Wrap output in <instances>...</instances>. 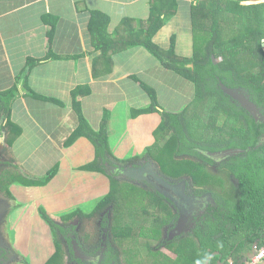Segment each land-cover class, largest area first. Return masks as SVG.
<instances>
[{
    "label": "trees",
    "instance_id": "1",
    "mask_svg": "<svg viewBox=\"0 0 264 264\" xmlns=\"http://www.w3.org/2000/svg\"><path fill=\"white\" fill-rule=\"evenodd\" d=\"M243 1L246 0H197L191 5V15L195 24L202 32H208L209 37L202 49L201 47L195 48V54L190 58L179 56L175 52L174 41L169 49H164L153 40L157 31L173 17L177 10L178 0L153 2L149 19L153 20L152 25L146 29H139L135 34L130 31V38L126 36L124 40L123 38L120 40L123 48L128 46L145 47L163 67L193 81L196 87V95L190 105L180 111L173 112L160 108L154 88L139 83L150 98L149 105L143 111H158L161 114V122L154 131L155 143L149 146L143 154L127 159L116 157L109 144L110 111L104 110L101 127L99 130H94L84 117L81 106V96L90 94V88L79 86L73 93L72 105L78 115L79 124L64 145L73 144L81 136L88 138L95 147L97 157L92 164L86 167L108 169L112 183L111 191L116 186L117 181L114 179V174L119 168L121 169L118 173L141 168L150 161L146 159L147 157L154 158L152 150L155 149V146L168 137L178 143L175 156L172 158V161H175V164L173 162L172 171L174 173L172 176L178 178L181 174L178 168L182 161L194 163L200 168H198V177L196 179L193 177L194 181L188 178L185 189L183 188L189 194L184 195L176 187H171L172 193L158 188L155 192H149L151 202L149 201L147 207H144L142 211L146 217L145 220L149 222L148 212L150 210L148 208L155 204L160 210H166L168 215L166 219H164L165 217L163 219L156 218L152 222L154 228L156 227L155 223L156 225L160 224L162 230L164 228L166 231L170 227L177 228L171 238V244L176 254L172 264H205L207 260L208 264H224L230 257L235 258V263L242 264L243 262L240 260L252 251L254 243L257 242L260 246L264 244V47L262 46L264 2L244 4ZM89 11L91 13L89 31L92 45L95 51H100L94 60V65L99 61V58L104 56L112 61L113 53L116 51L113 48V38L116 37L118 31L108 33L109 15L99 10ZM236 37L238 38L237 42ZM230 52L240 54L244 58V62L240 63L236 60L239 55H235L236 59L227 57ZM220 56H223V60L215 62V58ZM58 57L54 54L48 56V58L55 59ZM44 61L46 60L27 58L24 71L21 73L25 81V95L64 105L60 99L38 93L29 85L31 70ZM191 63L194 64V68L188 66ZM94 74L96 76V72ZM135 77L133 76V78ZM226 89H231L251 101L255 105L256 114H253ZM16 96L13 90L4 96L0 95V113H3L0 125V142L3 132L11 133L6 138L8 146H11L21 133V128L10 120L12 109L9 100ZM206 101L207 105H199ZM219 115L225 116L222 126L217 125ZM1 146L2 148L7 147L3 142L0 143V148ZM232 149H242L243 152L228 154L225 157L220 156L222 152ZM13 162L10 163L18 169V166ZM213 165L219 168L222 173L209 174L207 168ZM18 170L0 169V188L5 190V193L12 199L14 196L10 191V186L20 181L25 183V174H21ZM147 170L152 171L151 168ZM228 172L238 179L239 187L236 191L231 192L229 186H226V191L223 193L212 192L206 187L202 188L208 185L210 180L221 185L227 179L226 176L221 175H226ZM54 173L55 169L50 170L41 179L33 182L34 184L48 183ZM189 173L191 174L192 171ZM186 174L188 173L182 175ZM143 180L152 183L149 179ZM189 195L192 199L195 198V201L194 209L187 213L183 207V200L185 201V196L189 197ZM206 197L211 200L204 201ZM233 198L237 202H234ZM112 202L111 195L106 196L95 211L85 214V216L88 218L97 216V212L104 208L109 209L108 206L113 204ZM202 207H206L203 215L199 211ZM40 214L49 225L58 245H64L65 238L67 239L70 251L66 255L71 263L121 264L117 259L118 252L112 251L114 250L112 247L108 251L104 249L107 245L104 238L102 241L100 240L103 243V247L100 249H96L97 244L89 251L88 249L84 251V254L95 257V260H85L76 256L72 238L68 236L71 229L65 226L64 221L57 222L43 207H40ZM197 215L203 219H199ZM195 217L197 221L193 220ZM130 222L126 231L124 229L121 232V236H125L127 239L131 235L134 224L133 221ZM193 222V226L189 225ZM179 231L186 234L182 235ZM142 236V238H148V231L142 232ZM79 247L83 250L86 248L84 245L82 248L80 244ZM146 248L149 253L152 252L150 245H147ZM58 252L59 250L55 254ZM158 253L159 251L154 255L162 257ZM163 258L165 259V255ZM53 259H57V256L54 255L53 258H50L48 264ZM64 260H60L61 263H59L65 264Z\"/></svg>",
    "mask_w": 264,
    "mask_h": 264
},
{
    "label": "crops",
    "instance_id": "2",
    "mask_svg": "<svg viewBox=\"0 0 264 264\" xmlns=\"http://www.w3.org/2000/svg\"><path fill=\"white\" fill-rule=\"evenodd\" d=\"M156 1L0 0V95L12 90L17 95L9 100L10 120L21 128L11 146L6 143L7 135L11 133L3 132L0 143L9 147L11 161L21 174H25V183L20 181L10 186L14 196L10 199L16 209L9 213V221L16 233L15 246L12 243L14 250L22 256L31 255L29 262L33 264H45L56 253L51 240L53 234L41 217L40 207L57 222H65L71 229L67 234L72 238L73 247L84 253L88 247L84 250L79 247V244L82 248L84 245L77 241L82 231L78 229L79 224L97 217L88 218L85 214L91 213L112 189L109 171L86 167L97 157L88 138L81 136L73 144L64 145L79 124L72 105L74 90L79 86L90 88V94L81 96V106L94 130L100 129L104 110L110 111L109 144L113 154L120 159L141 155L152 146L154 131L161 122L158 111H143L150 98L133 76L142 78L157 91L168 93V90L175 99L181 96L179 104L172 98L170 103L163 104L169 111H180L176 105L184 108L194 99L196 87L193 81L163 67L145 47L123 48L120 43L122 38H130L129 29L135 27L131 23L123 27L125 21L129 18L148 21ZM196 1L178 0L177 10L154 35V42L169 49L174 41L179 56L193 57L196 38L190 13L191 5ZM89 10L109 15L108 33L118 31L113 38L116 51L112 61L106 56L101 57L96 62L97 67L94 60L100 51H95L92 45ZM199 38L198 45L202 46ZM52 54L59 57L48 58ZM28 57L46 60L31 70L30 87L47 96L66 97L62 99L64 105L25 95L21 73ZM135 87L140 92L138 100L131 97ZM53 169L54 176L48 183L34 184V180ZM102 215V222H105L106 211ZM86 237L90 236L85 234L82 239L86 240Z\"/></svg>",
    "mask_w": 264,
    "mask_h": 264
},
{
    "label": "rangeland",
    "instance_id": "3",
    "mask_svg": "<svg viewBox=\"0 0 264 264\" xmlns=\"http://www.w3.org/2000/svg\"><path fill=\"white\" fill-rule=\"evenodd\" d=\"M260 2H264V0H246L243 1L242 3L254 4ZM178 3L180 4V2ZM239 20H241V17H239ZM152 22H153L152 19L145 22H141L140 20L133 21L132 19L129 18L128 20L125 21L123 27L126 28L127 26L130 25L129 23H131L135 27H133V30L129 29V31L135 34L136 32H138L140 28L146 29L147 26H151ZM191 23L193 24L192 26L195 35L194 37L196 38L195 48L198 49L199 47H201L202 49L203 46L205 45L204 43H206V41L208 40L209 33L203 32L201 34L200 30H198L199 28L194 23V20H191ZM198 38L200 39V43L202 44V46L198 45L199 43ZM237 41L238 38L236 37V42ZM235 55H239L237 56L238 57L237 59ZM228 56L231 58H235L236 60L240 61V63L244 62V58L240 54H234L230 52L227 54V57ZM215 59H216L215 62H219L223 60V56H220ZM225 59L227 61V58ZM132 79L138 85L139 83H144L146 86L152 87L148 82L144 81L142 78L140 79L138 76ZM155 91H156V99L160 108L166 109L165 105L163 104L170 103L171 98L176 104H179L180 101H182L181 96L175 99L168 90H167L168 93L164 91L162 92L157 91L156 89ZM133 93L134 95L131 96L133 100H138L140 98L139 88L135 87L133 89ZM143 96L145 98L147 97L145 93H143ZM59 98L61 101H63L62 99H66V97H59ZM193 98H195V96ZM191 102H189L188 105H190ZM207 104L208 102L206 101L200 103L199 105H207ZM177 107H180V109L178 110H181L183 108V107L181 108V105H176V108ZM2 118H3V113H0V125L2 123L1 122ZM224 121H225V116L219 115L217 119V125L222 126L224 124ZM28 143L29 145H31L32 141L29 140ZM177 148H178V143H176L174 139H172L171 137H168V139L162 141L157 146H155V149L152 150V154L154 158L151 159L147 157L146 159L150 161L145 163V165H143L140 169H136L133 172L129 170V172L126 173H121V172L118 173L119 170L121 169L119 168L117 170V173L114 174V179L117 181V183H115L116 186L115 188H113V191L110 190L108 194L111 195L113 204L108 206L110 207L109 209L104 208L103 210L97 212V217L95 219H91L90 221H85L83 223L81 222V224H79L81 227L78 229H82V231L80 230L79 232L80 236L78 237L77 241L80 243L81 242L84 243V246L88 247V251H89L94 247V245L97 246V244L98 246L96 247V249H100L101 247H103V243H101V241L103 238L106 239L107 241L106 247L108 248L105 247L104 249L108 251V249L112 247V249H114L112 251L118 252L117 259L121 264H172V262L176 257V254L171 244V238H173L172 235L177 228L172 229L170 227L166 231L164 228L162 230L161 225L160 224H159L160 226L156 225V223H155L156 227L154 228L152 222L156 218L159 217L163 219V217H165L164 219H166L168 215L166 210H160L158 206H156L155 204H153V206L151 205L150 206L151 208H148V210H150L148 212V218L150 221L147 222L145 220L146 217L143 215L142 211L144 207H147L150 201L151 197L149 195V192L150 191L155 192L156 190H158L159 187L155 182L151 181L150 179L149 180L154 184L149 183L143 179H148L149 175H153L163 183V187L164 186L168 188L176 187L179 188V191L181 190L184 195L189 194L185 192L186 190L184 191L183 188L185 189L186 181L188 178L194 181L193 177L195 179L198 177L197 175L199 174V170H198L199 167L194 163H188L182 161L181 166L178 168V171H180L181 174L178 176V178L172 176V174L174 173L172 169L175 164V161H172V158L175 156ZM8 153H9L8 147L0 148V169L18 170L14 167V165L10 163L11 158ZM215 157H217V155ZM148 168H151L152 171L150 172V170H147ZM190 171H192L191 173L192 175L189 173ZM207 171L209 174H214V175H218L222 173V171L219 170V168H217L214 165L208 166ZM183 173H188V174L182 175ZM221 176L227 177L226 181L223 182L221 185L218 182H214L210 180L208 181L209 184L203 186L202 188L205 189L206 187V189L212 192H219V193H223L224 191H226V186H229L231 192L237 190V188L239 187V183L235 175L228 172L226 175L223 174ZM234 177L236 178L235 180ZM177 180L178 181L180 180L179 183H177L178 182ZM186 198L188 199V201L183 200L184 203L183 207H185L188 213L194 209L193 203L195 201V198L192 199L190 195L189 197ZM209 200H211L209 197H206L204 199V201L206 202H209ZM233 201L237 202L236 199L234 198ZM13 203L14 202L5 193V190H2L0 188V264H29V263L33 264L32 262H29L31 255L28 254L26 256L25 255L22 256L17 250L16 251L14 250V247L12 245V243L14 244V241L16 239L15 237L16 233L14 229L12 230L11 223L9 221V213H11L13 209H16V206L13 205ZM12 206H14V208ZM96 207L93 211L96 210ZM172 209L174 210L173 206ZM205 210L206 207H202L199 211L203 215L205 213ZM105 211H106V223L102 222L104 216L102 214ZM170 213H171V208H170ZM197 217L199 219H203V217L199 215H197ZM193 220L197 221L196 217L193 218ZM130 221H133L134 224L131 231V235L127 239L125 236H121L122 235L121 232L124 229L126 231L127 225L131 224ZM193 224L194 222L189 225L193 226ZM112 226L114 228H111ZM144 231H148V236H149L148 238H142L143 237L142 232ZM179 232L182 235L183 233H185V232L182 233V231ZM85 234H88V236H90L87 237L86 240L82 239ZM51 240L53 242L52 245H54L56 251L59 250V252L57 254H54L57 256V259H53L51 262H49V264H60L61 263L60 260H64V259H65L64 261H66L65 264H73L69 261L66 252H64V248H65L63 247L64 245H61L62 247L58 245L55 242L54 236L51 238ZM257 244H258L257 242L254 243L252 251L249 252L240 261L244 263L246 260H248L251 257V254L254 251L255 246H260L259 244L258 245ZM147 245L151 246L152 252L149 253V250H147L146 248ZM157 251H159L162 257L159 258V256L154 255V253H157ZM54 255L51 256L50 258H53ZM164 255H165V259L163 258ZM21 258H23L22 261H20ZM48 261L45 264H48ZM224 264H238V263H235L234 257H230Z\"/></svg>",
    "mask_w": 264,
    "mask_h": 264
},
{
    "label": "water",
    "instance_id": "4",
    "mask_svg": "<svg viewBox=\"0 0 264 264\" xmlns=\"http://www.w3.org/2000/svg\"><path fill=\"white\" fill-rule=\"evenodd\" d=\"M262 46L264 47V39H263ZM188 66H190L191 68H194V64L193 63L189 64ZM226 91H228L231 95H233L234 97L239 99L253 114H256L255 105L251 101H249L248 99L244 98L241 95H238L236 92H233L231 89H226ZM240 152H243V150L242 149H232V150H227L225 152H222L220 154V156L224 157V156H226L228 154L232 155V154H238ZM148 177H149V179L151 181H153L157 185H159V187H161V189L164 190V188H166V186H164V187L160 186L161 183L158 182L159 179L157 180V178L155 176L149 175ZM75 252H76V255L78 257L82 258V259H85V260H92L93 259L91 256H88V255H85V254L81 253L77 248H75ZM208 263H209V261L207 260L205 264H208ZM260 264H264V260Z\"/></svg>",
    "mask_w": 264,
    "mask_h": 264
},
{
    "label": "built area",
    "instance_id": "5",
    "mask_svg": "<svg viewBox=\"0 0 264 264\" xmlns=\"http://www.w3.org/2000/svg\"><path fill=\"white\" fill-rule=\"evenodd\" d=\"M258 245V244H257ZM264 260V244L255 246L251 257L242 264H260Z\"/></svg>",
    "mask_w": 264,
    "mask_h": 264
},
{
    "label": "flooded vegetation",
    "instance_id": "6",
    "mask_svg": "<svg viewBox=\"0 0 264 264\" xmlns=\"http://www.w3.org/2000/svg\"><path fill=\"white\" fill-rule=\"evenodd\" d=\"M225 157V156H224ZM149 169V168H148ZM149 179V178H148ZM158 180V179H157ZM158 182L159 183H161V185L160 186H163V183L162 182H160L159 180H158ZM158 187H159V185H158ZM159 188H161V187H159ZM165 190H167V191H169V192H171L172 193V189L171 188H168V187H166V188H164ZM184 198V197H183ZM185 201H188V199L185 197ZM110 228V227H109ZM73 243V242H72ZM64 245H67L66 246V250H67V252H66V254L68 255V253H69V247H70V245L68 244V241H67V239L65 238V242H64ZM106 247V246H105ZM104 247V248H105ZM74 248V250H75V247H73ZM65 249H64V252H65ZM78 249V248H77ZM79 250V249H78ZM80 251V250H79ZM81 253H83V252H81ZM75 254H76V252H75ZM84 254V253H83ZM86 255V254H85ZM77 256V255H76ZM89 256V255H88ZM68 257V256H67ZM93 259L92 260H95V257H93V256H91ZM66 262V261H65Z\"/></svg>",
    "mask_w": 264,
    "mask_h": 264
}]
</instances>
